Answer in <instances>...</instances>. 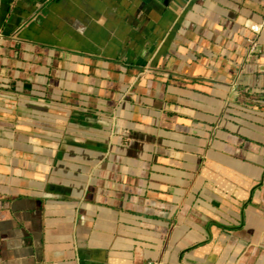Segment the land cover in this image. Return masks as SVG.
I'll list each match as a JSON object with an SVG mask.
<instances>
[{
	"label": "crops",
	"instance_id": "1",
	"mask_svg": "<svg viewBox=\"0 0 264 264\" xmlns=\"http://www.w3.org/2000/svg\"><path fill=\"white\" fill-rule=\"evenodd\" d=\"M264 0H0V264H264Z\"/></svg>",
	"mask_w": 264,
	"mask_h": 264
},
{
	"label": "built area",
	"instance_id": "2",
	"mask_svg": "<svg viewBox=\"0 0 264 264\" xmlns=\"http://www.w3.org/2000/svg\"><path fill=\"white\" fill-rule=\"evenodd\" d=\"M263 28H264V23L260 25H250L249 26V29L253 32L255 36L253 39L248 40V43H249L248 56H251L252 54L256 52V48H257L256 37L259 35L260 32H262Z\"/></svg>",
	"mask_w": 264,
	"mask_h": 264
}]
</instances>
